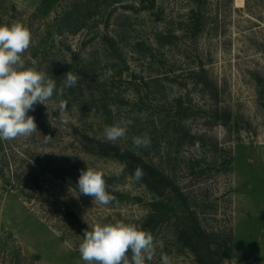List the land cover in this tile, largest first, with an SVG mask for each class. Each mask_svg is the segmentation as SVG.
Listing matches in <instances>:
<instances>
[{
  "label": "rangeland",
  "instance_id": "1",
  "mask_svg": "<svg viewBox=\"0 0 264 264\" xmlns=\"http://www.w3.org/2000/svg\"><path fill=\"white\" fill-rule=\"evenodd\" d=\"M15 22L32 33L26 67L57 87L68 71L80 80L65 90L63 120L53 102L38 103L28 115L39 132L3 141L0 264H85L83 237L61 210L88 230L141 227L152 214L164 247L146 264H161V251L172 264H198L184 244L191 225L219 264H264V0H0V24ZM122 119L133 123L115 144L165 177L159 189L87 149ZM144 133L151 146L134 149ZM32 162L47 173L41 191L23 193L15 173ZM87 166L105 173L116 201L74 195Z\"/></svg>",
  "mask_w": 264,
  "mask_h": 264
},
{
  "label": "clouds",
  "instance_id": "2",
  "mask_svg": "<svg viewBox=\"0 0 264 264\" xmlns=\"http://www.w3.org/2000/svg\"><path fill=\"white\" fill-rule=\"evenodd\" d=\"M32 43L31 31L21 22L11 25L0 24V140L12 141L28 138L39 132L34 116L28 115L35 110L36 104L48 106L53 102L61 119L65 117L68 101L64 99L66 89L74 88L80 76L71 71L57 87V81L36 67H26L24 53ZM54 95L57 97L53 101ZM132 120H120L106 125L103 136L115 144L126 137ZM45 138H51L45 136ZM134 149L148 148L151 139L147 133L132 137ZM126 163L120 166L123 173ZM135 181L142 180L144 171L139 166L133 172ZM78 189V192L76 191ZM77 198L90 196L93 204L107 206L116 197L111 194L105 173L94 167L81 170L75 186ZM163 241L155 240L150 231L143 230L135 223L116 220L113 223H95L83 233L78 252L85 264H146L163 249ZM130 253V255H129ZM161 264H172L171 258L161 251Z\"/></svg>",
  "mask_w": 264,
  "mask_h": 264
},
{
  "label": "trees",
  "instance_id": "3",
  "mask_svg": "<svg viewBox=\"0 0 264 264\" xmlns=\"http://www.w3.org/2000/svg\"><path fill=\"white\" fill-rule=\"evenodd\" d=\"M205 70L201 69V74H204ZM92 147L87 148L91 152H95L98 155L103 157H111L121 163H126L127 167L125 168L126 171L133 176V172L137 166L143 169L144 176L142 183H144L147 187L152 189H159V186L164 182V176L151 164L147 163L141 156L136 154L135 152L121 147L117 144H113L108 141L103 140H91ZM3 141L0 140V152L2 151ZM86 149V146H85ZM86 149V150H87ZM3 164L0 165V178L5 179L4 172H3ZM46 166H43L41 162H32L28 164L27 169L25 172H22L17 175L15 173V179L17 183L21 187V191L25 193L26 189H33L34 191H41V185L39 182V177L47 173ZM54 176L58 179H63L60 174L57 172H53ZM9 180V179H8ZM65 181V180H64ZM58 216L63 217L67 222H69L74 228L80 231L82 237L84 231L88 228L84 226L81 222L80 218L74 214V212L70 210H61L57 212ZM155 216L152 214L149 215L142 223L141 228L143 230L150 231L151 223L154 221ZM189 225V224H188ZM187 230H189L190 235L186 238L184 244L186 246L190 245V249L196 257L198 264H219L222 257L217 250L214 253L208 252V250L204 251V244L205 240L208 236H203L199 234L198 231L191 225L185 226ZM183 233V232H182ZM206 248V247H205ZM224 249V253L227 256H232V250L229 248L226 243L222 246Z\"/></svg>",
  "mask_w": 264,
  "mask_h": 264
}]
</instances>
